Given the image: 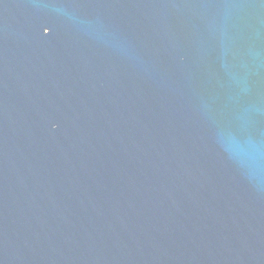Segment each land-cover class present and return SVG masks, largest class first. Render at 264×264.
Segmentation results:
<instances>
[{"label": "water", "instance_id": "1", "mask_svg": "<svg viewBox=\"0 0 264 264\" xmlns=\"http://www.w3.org/2000/svg\"><path fill=\"white\" fill-rule=\"evenodd\" d=\"M0 264H264V0H0Z\"/></svg>", "mask_w": 264, "mask_h": 264}]
</instances>
